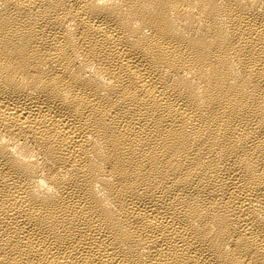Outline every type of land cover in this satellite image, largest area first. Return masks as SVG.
Masks as SVG:
<instances>
[{
	"label": "bare ground",
	"instance_id": "obj_1",
	"mask_svg": "<svg viewBox=\"0 0 264 264\" xmlns=\"http://www.w3.org/2000/svg\"><path fill=\"white\" fill-rule=\"evenodd\" d=\"M0 264H264V0H0Z\"/></svg>",
	"mask_w": 264,
	"mask_h": 264
}]
</instances>
